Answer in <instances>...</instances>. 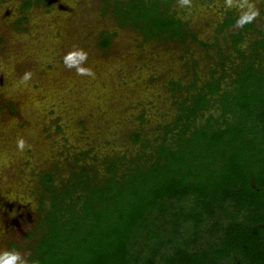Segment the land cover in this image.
Here are the masks:
<instances>
[{
	"label": "trees",
	"instance_id": "obj_1",
	"mask_svg": "<svg viewBox=\"0 0 264 264\" xmlns=\"http://www.w3.org/2000/svg\"><path fill=\"white\" fill-rule=\"evenodd\" d=\"M110 1L118 27L145 41H197L171 10L177 0ZM236 19L228 12L217 33ZM249 33L259 38L242 50ZM112 36L102 32L98 47ZM229 37L240 60L230 84L222 62L221 76L189 84L148 154L84 167L75 158L58 186L41 175L29 264H264V34L252 23Z\"/></svg>",
	"mask_w": 264,
	"mask_h": 264
},
{
	"label": "rangeland",
	"instance_id": "obj_2",
	"mask_svg": "<svg viewBox=\"0 0 264 264\" xmlns=\"http://www.w3.org/2000/svg\"><path fill=\"white\" fill-rule=\"evenodd\" d=\"M24 1L0 0V250L27 258L35 239L26 234L39 222L41 175L52 172L58 186L76 167L75 158L84 167L148 154L143 145L159 142V126L175 120L189 84L201 86L214 72L221 76L220 62L223 87L230 84L232 64L240 60L229 35L241 28L217 33L228 12L237 18L224 0H193L191 10L172 4L197 36L183 45L145 41L118 27L110 0H41L23 10ZM252 2L259 11L253 24L264 34V0ZM102 32L113 35L106 50L98 47ZM258 38L245 35L241 49ZM73 45L88 53L85 67L94 78L63 66ZM25 71L32 79L17 87ZM171 82L183 91L172 92ZM134 133L141 142H134ZM17 137L27 141L24 151L17 150Z\"/></svg>",
	"mask_w": 264,
	"mask_h": 264
},
{
	"label": "clouds",
	"instance_id": "obj_3",
	"mask_svg": "<svg viewBox=\"0 0 264 264\" xmlns=\"http://www.w3.org/2000/svg\"><path fill=\"white\" fill-rule=\"evenodd\" d=\"M177 4L181 8L191 10L193 8V0H177ZM225 8H235L237 10L236 27L243 28L245 25L252 24L259 15V11L255 8L252 0H224ZM88 61V53L73 45L72 48L62 57V64L69 70H75L80 76H88L94 78L95 73L90 67H85ZM32 79V73L25 71L17 83V87L24 85ZM16 146L18 151H24L27 141L23 137H17ZM0 264H29V261L21 255L19 251L4 249L0 250ZM34 264V262H33Z\"/></svg>",
	"mask_w": 264,
	"mask_h": 264
}]
</instances>
